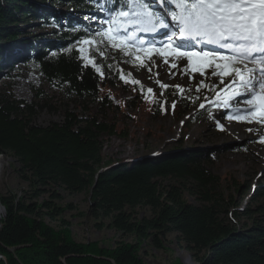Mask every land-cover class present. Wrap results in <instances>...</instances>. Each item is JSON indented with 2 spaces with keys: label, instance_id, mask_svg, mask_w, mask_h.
<instances>
[{
  "label": "trees",
  "instance_id": "1",
  "mask_svg": "<svg viewBox=\"0 0 264 264\" xmlns=\"http://www.w3.org/2000/svg\"><path fill=\"white\" fill-rule=\"evenodd\" d=\"M37 1L0 0V74L15 71V65L39 73L87 118L65 110L61 123L42 127L35 123L37 117L53 111L43 92L26 102L12 94L10 85L0 89V156L14 159L15 171L29 185L22 198L0 196L5 211L0 220V253L8 264H145L142 246L163 250L172 234L197 264H264L263 185L249 195V205L241 210L235 197L223 191L222 181L228 177L210 171L213 163L207 151L175 150L132 161L112 160L104 154L106 137H127L120 122L109 118L126 106L114 89L129 94L144 117L181 113L177 115L181 121L191 107H199L191 95L170 87L162 88L160 100L138 83L121 84L117 59L100 57L104 52L93 58L100 74L82 63L78 45L96 39L86 32L82 19L104 11L100 6L131 11V4L126 8L124 0ZM57 4L72 13L57 11ZM31 24L38 26L26 30ZM43 33L40 44H28L27 38L40 39ZM22 43L30 45L27 55H21L19 48L17 54H10ZM174 100L178 103L173 108ZM89 106L95 111L91 113ZM244 187L245 183H234L235 193ZM61 192L88 194L92 216L110 219L108 228L136 242L100 249L93 243L74 242L66 231L56 232L45 219L56 221L67 212L57 206ZM186 194L198 205L189 203ZM44 195L49 198L40 203ZM139 209H149L151 216L139 219Z\"/></svg>",
  "mask_w": 264,
  "mask_h": 264
},
{
  "label": "rangeland",
  "instance_id": "2",
  "mask_svg": "<svg viewBox=\"0 0 264 264\" xmlns=\"http://www.w3.org/2000/svg\"><path fill=\"white\" fill-rule=\"evenodd\" d=\"M35 2L40 3L37 0ZM55 8L61 13L70 12L60 4ZM103 18L102 21H85V26L86 23L88 24L87 33L96 39L87 40L91 41V44H85L83 41L77 47L84 66L93 68L100 74V68L95 65L93 58L99 57L100 53L104 52L100 57L105 55L117 59L121 73L118 82L121 84L134 86L138 83L146 91L150 90L153 94L159 95L160 100L163 99L160 94L163 85L188 93L191 99L199 103V107H191L189 115L181 121L177 119V115L181 113L163 117H144L129 94L114 89L118 93V98L126 101V106L121 111L111 113L109 118L120 122L127 137H106L103 141L104 154L112 160L132 161L156 154L164 156L175 150L207 151L213 163L210 171L218 177H228V180L222 181L223 191L227 196L235 197L241 210L245 209L249 205V195L254 194L257 186H264V143L259 142L264 137V124L224 118V114L231 115L237 108L251 107L248 104L237 103V100H242L243 97L230 100L228 107H224L222 101L236 90L227 87L233 77L212 75L214 70H219L214 69V66L205 67L207 61L196 57L189 62L186 58L172 55L167 56L166 63L165 57L159 54H152L149 57L145 51H137L138 44L128 43L127 47L121 50L113 46L104 35L111 27V20L108 16L103 15ZM36 26L38 25L31 24L26 30H35L33 27ZM44 34L46 33H43L40 39L27 38L30 40L27 43L37 46L44 39ZM48 37L50 38L48 40H51V36ZM162 42L165 41L161 40L160 43ZM30 45L22 43L18 47H12L10 54L15 53L19 48L21 54L27 55ZM137 56L141 59L137 60ZM172 64H176V67H172ZM15 68L13 72L3 71L0 74L2 76L0 89L10 85L12 94L26 102H32L39 91L43 92L46 96L45 101L53 111L41 113L35 120L37 125L47 127L53 123H61L65 110L77 111L82 118H87L86 113L78 109L75 103L65 99L60 89L47 84L39 73L22 65H15ZM198 68H204V75L195 70ZM4 75H8L9 79H4ZM121 76L124 78L121 79ZM221 92L225 95L222 96ZM176 103L178 101L174 100L173 104ZM201 104L204 108L200 107ZM88 109L93 108L89 106ZM93 111L95 109L91 110V113ZM199 113L203 116L198 117ZM256 114L259 115V110ZM130 135L134 139H131ZM240 136L243 138L241 139ZM0 160L3 165L0 172V196L11 194L22 198L29 191V185L23 182L15 171L17 164L8 156H0ZM236 182L245 183V187L238 194L234 191ZM247 184L249 188H246ZM61 194L62 201L57 202V206L66 209L67 212L56 221L45 219L46 225L56 232L66 231L74 242L85 245L93 243L100 249H113L118 242L129 244L136 242L134 237H124L121 233L108 228L110 219H95L91 214L93 204L88 194L68 195L63 192ZM48 198V195H44L39 202L42 203ZM185 199L193 205H198L195 199L187 194ZM260 204H264V198ZM70 205L73 206V210L67 209ZM137 213L139 219L151 216L149 209H139ZM4 214V208L0 203V220L3 219ZM63 221L68 223V226L63 224ZM184 247L185 245L178 241L177 234H172L167 236L163 250L157 251L149 244H145L140 255L145 264H197Z\"/></svg>",
  "mask_w": 264,
  "mask_h": 264
},
{
  "label": "snow or ice",
  "instance_id": "3",
  "mask_svg": "<svg viewBox=\"0 0 264 264\" xmlns=\"http://www.w3.org/2000/svg\"><path fill=\"white\" fill-rule=\"evenodd\" d=\"M168 3L173 5L167 13L171 24L164 16L150 11L146 0H124L126 8L131 4V11L108 9L114 14L111 27L104 35L113 46L124 50L134 37H119L118 33L126 32L128 27L153 33L163 30L167 37L165 42L146 46L140 41L137 51H145L149 57L159 54L165 57L166 63L167 56L172 55L189 62L194 57L207 61L205 67L214 66L219 70H214L212 75L233 77L227 87L236 90L222 101L224 107L236 97H243L237 103L251 106L237 108L231 115L224 114V118L264 124V0H168ZM173 26L175 30L169 32ZM84 43L92 42L86 40ZM198 45L208 47L198 48ZM136 59L141 58L137 56ZM249 64L257 67L249 68ZM171 66L176 67V64ZM195 70L204 75V68ZM258 110L259 115L256 114ZM259 142L264 143V137Z\"/></svg>",
  "mask_w": 264,
  "mask_h": 264
},
{
  "label": "water",
  "instance_id": "4",
  "mask_svg": "<svg viewBox=\"0 0 264 264\" xmlns=\"http://www.w3.org/2000/svg\"><path fill=\"white\" fill-rule=\"evenodd\" d=\"M143 159H145V158H142V159H139V160H143ZM2 262H3L4 264H8V261H7L6 257L3 256V255L0 253V264H1Z\"/></svg>",
  "mask_w": 264,
  "mask_h": 264
},
{
  "label": "bare ground",
  "instance_id": "5",
  "mask_svg": "<svg viewBox=\"0 0 264 264\" xmlns=\"http://www.w3.org/2000/svg\"><path fill=\"white\" fill-rule=\"evenodd\" d=\"M163 36H164V32H163V30H160V37L162 38ZM221 94H222V96L225 95L224 92H221ZM240 138L242 139L243 137L240 136ZM2 167H3V165H2L1 160H0V172H1Z\"/></svg>",
  "mask_w": 264,
  "mask_h": 264
}]
</instances>
